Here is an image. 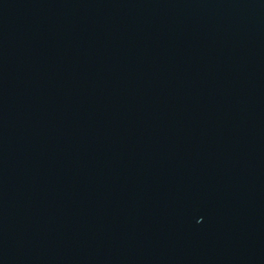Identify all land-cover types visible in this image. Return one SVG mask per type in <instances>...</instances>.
<instances>
[{
	"label": "water",
	"instance_id": "1",
	"mask_svg": "<svg viewBox=\"0 0 264 264\" xmlns=\"http://www.w3.org/2000/svg\"><path fill=\"white\" fill-rule=\"evenodd\" d=\"M0 264H264V0H0Z\"/></svg>",
	"mask_w": 264,
	"mask_h": 264
}]
</instances>
